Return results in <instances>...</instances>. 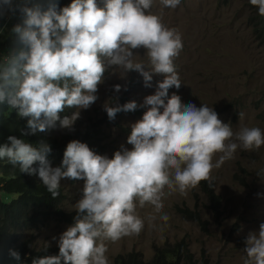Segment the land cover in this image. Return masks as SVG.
Here are the masks:
<instances>
[{
    "label": "clouds",
    "instance_id": "obj_1",
    "mask_svg": "<svg viewBox=\"0 0 264 264\" xmlns=\"http://www.w3.org/2000/svg\"><path fill=\"white\" fill-rule=\"evenodd\" d=\"M153 2L72 0L61 8L59 0H0V21L20 17L11 28L10 48L0 55V112L11 109L27 119L21 136L57 126L73 131L81 111L99 99V87L110 68L118 69L125 82L112 86L115 94L128 90L130 73H137L145 88H153L154 76L162 77L155 82L154 94L145 96L140 105L135 101L121 105L118 95L113 103L103 104L109 121L121 112L146 109L130 125L126 143L131 148L121 145L111 158L72 140L60 166L52 167L47 159L52 149L43 140L34 146L10 135L0 144V160L19 165L21 173L38 175L53 199L59 197L62 181L84 182L81 198L72 205L73 224L58 239L53 237L58 255L34 258L32 264H110L106 241L138 236L145 227L137 206L150 205L166 224L165 195L187 196L201 182L211 181L213 169L232 160L238 149L264 146L259 127L234 132L213 107L185 104L175 93L169 96L170 89L182 86L174 61L183 42L176 29L153 14ZM160 4L175 9L181 0H160ZM249 4L264 18V0ZM5 27L0 25V35ZM137 57H146L147 63ZM67 109L74 111L61 117ZM257 175L264 179V170ZM147 219L154 221L157 216ZM244 244L243 264H264V223L248 233ZM8 256L21 260L15 249L10 248Z\"/></svg>",
    "mask_w": 264,
    "mask_h": 264
},
{
    "label": "rangeland",
    "instance_id": "obj_2",
    "mask_svg": "<svg viewBox=\"0 0 264 264\" xmlns=\"http://www.w3.org/2000/svg\"><path fill=\"white\" fill-rule=\"evenodd\" d=\"M151 11L160 15L163 23L176 29L182 37L183 48L174 61L182 86L179 90L170 89L169 96L175 93L185 104L192 102L200 107L203 103L213 107L220 120L230 124L234 132L242 127H259L264 131V46L258 44L248 23L249 0H181L175 9L164 8L160 0H154ZM137 58H143L147 63L146 57ZM120 76L118 69L110 68L99 87L96 103L81 111L73 131L58 129L54 137L62 139L67 133L84 130L91 120L104 119L103 104L106 101L112 103L115 95L119 100L126 95L138 105L142 104L145 96L154 94L155 82L162 80V77L154 76L153 88H145L142 78L133 72L128 75V90L115 94L112 86L125 83ZM69 110L70 116L74 110ZM141 110L138 108L132 114L117 118L120 127L103 125L109 158L121 145L131 148L126 143L130 134L128 130H131L132 123L142 118ZM239 113H243L242 118ZM219 155L214 157V163ZM261 170H264V146L254 151L238 149L232 160L213 169L209 182L215 184V191L222 198L219 220L213 218L200 186L190 190L187 196L179 193L165 195L162 214L169 216L166 224L150 205L137 206V214L145 219V227L138 236L125 237L115 243L106 241L110 264L116 255L132 250L142 253L144 260L149 261L153 246H162L166 242L173 244L183 238L197 260L204 252L209 264H243L245 238L264 223V179L257 175ZM83 183L61 182L67 197L64 203L66 212L75 211L72 205L81 198ZM2 196L7 202L17 198V195L4 192ZM183 207L202 213L208 221L206 231L182 217L178 208ZM149 215H156L157 219L149 221ZM69 226L53 221L34 231L36 248L58 247L53 237L58 239Z\"/></svg>",
    "mask_w": 264,
    "mask_h": 264
},
{
    "label": "trees",
    "instance_id": "obj_3",
    "mask_svg": "<svg viewBox=\"0 0 264 264\" xmlns=\"http://www.w3.org/2000/svg\"><path fill=\"white\" fill-rule=\"evenodd\" d=\"M71 2L72 0H59V6L65 7ZM249 7L251 8L248 18L249 26L252 28L258 44L264 46V18L258 15L255 7L250 4ZM19 22V14L11 19L0 21V25H7L3 35H0V55L6 54L10 48L12 43L11 28ZM130 101L124 95L121 100H118V103L123 105ZM141 109L139 114L143 115L145 110ZM69 113L70 110L67 109L61 113V117L69 115ZM132 113L134 112L118 113L113 121H109L106 114L104 119H98L96 122L91 120L84 130L75 134L67 133L62 139H57L54 134L59 129L58 126L45 133L38 132L36 135L21 136V129H26L27 119L18 117L16 112L11 109H5L0 112V144L6 143L7 137L10 135L25 139L34 146L43 140L51 146L52 151L47 159L52 167L60 166L66 145L72 140L86 143L97 154L108 156V145L104 143L103 127L112 124L120 127L116 119L123 114ZM130 131L128 130V132ZM33 167H38V164H34ZM0 172L2 175L0 177V264H32L34 258L58 255V247L36 248L33 232L46 227L53 221L70 226L73 224L76 212L65 211L64 203L67 197L63 189L60 187L59 197L53 199L42 181L39 180L38 175L30 176L21 173L19 165L13 166L7 159L0 160ZM199 186L206 195L213 218L219 220L222 216V198L216 193L215 184L204 181ZM3 192L17 195V198L7 202V199L2 196ZM178 211L185 220L196 223L200 230L206 231L208 221L203 218L199 210L183 207L178 208ZM10 248L19 251L21 255L19 262L9 258L8 250ZM113 264H209V262L204 252L199 260L195 259L188 242L183 238L173 244L166 242L162 246H153V254L149 261L144 260L142 253L132 250L126 254L116 255Z\"/></svg>",
    "mask_w": 264,
    "mask_h": 264
}]
</instances>
